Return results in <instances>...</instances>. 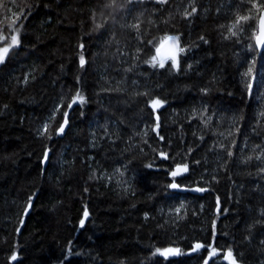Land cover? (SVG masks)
<instances>
[{"label": "trees", "instance_id": "trees-1", "mask_svg": "<svg viewBox=\"0 0 264 264\" xmlns=\"http://www.w3.org/2000/svg\"><path fill=\"white\" fill-rule=\"evenodd\" d=\"M263 9L0 0V264H264Z\"/></svg>", "mask_w": 264, "mask_h": 264}, {"label": "snow or ice", "instance_id": "snow-or-ice-1", "mask_svg": "<svg viewBox=\"0 0 264 264\" xmlns=\"http://www.w3.org/2000/svg\"><path fill=\"white\" fill-rule=\"evenodd\" d=\"M164 2H166V0H164ZM253 7L255 8V7H257V5H256L255 3H253ZM246 19H248V17H239V18H238V21H239V20H246ZM262 23H264V20H262ZM136 27H138V25H136ZM233 35H235V33H233ZM169 39L178 40L179 38H178V37H174V38H173V37H169ZM258 42H260V43H264V41H258ZM11 43H12L13 45L17 43V39H16L15 36H12V37H11ZM8 50H9V46H5L4 48L0 49V61L3 60V55H2V54H6V53L8 52ZM157 51H159V49H157ZM153 60H155V57H153ZM80 63H81V65H83V63H84V58H83V56H81V58H80ZM153 66L155 67V64H153ZM159 66H160L161 68H163V67H164L163 62H161V63L159 64ZM76 98H78V99L80 100V102L83 103V98L80 97V94H79V93L76 94ZM75 102H76V100L73 99V100H72V103H75ZM160 105H161V101L158 100V99L153 100V101L151 102V106H152L154 109H155L156 107L160 106ZM69 106H71V105H69ZM65 115H66V114H65ZM64 122L66 123L67 121L65 120ZM63 131H64L63 126H60L59 129H58V132H59V133H62ZM161 139H162V137H161ZM162 155H164V154H162ZM181 170H183V171H187V165H186V164L183 165V166L178 165L177 168H176V170L173 171V172L171 173V175H172V176H176ZM170 187H172V188H177V187H179V185H177L176 183H172V184L170 185ZM204 190H206V189H202V188H197V189H195V191H204ZM30 206H31V205H30V203H29V204L26 206V208H27V207H30ZM25 214H26V213H25ZM87 215H88V213L85 212V213H84V216L87 217ZM80 223H81V227H82L83 224H84V221L81 220ZM202 247H204V245H202V244H196V245L194 246V249H193V250H195L196 248H202ZM213 251H215V250H213ZM157 252H159L161 255H167V254H169V253H173V252H177V253H178L179 250H178V249H171V248H169V249H165V250L161 251L160 249H157ZM231 255H232V253H231V251L229 250V252L227 253V256H228V257H231ZM12 259H15V256H13ZM205 264H207L206 261H205ZM232 264H235V260L232 261Z\"/></svg>", "mask_w": 264, "mask_h": 264}, {"label": "water", "instance_id": "water-1", "mask_svg": "<svg viewBox=\"0 0 264 264\" xmlns=\"http://www.w3.org/2000/svg\"><path fill=\"white\" fill-rule=\"evenodd\" d=\"M262 20H264V9L261 12L259 23H258V33L255 39V45L259 53L264 52V43H260L258 41H264V23H262ZM174 38V37H173ZM159 56L162 60H168V59H177L179 56V41L174 39H167L165 40L160 46H159ZM69 114L67 113V116L65 120L66 123L63 122L61 126H63L64 131L62 133L58 132V135L60 137H64L66 134L68 127H69ZM64 120V121H65ZM202 248H196V251L201 250Z\"/></svg>", "mask_w": 264, "mask_h": 264}, {"label": "rangeland", "instance_id": "rangeland-1", "mask_svg": "<svg viewBox=\"0 0 264 264\" xmlns=\"http://www.w3.org/2000/svg\"><path fill=\"white\" fill-rule=\"evenodd\" d=\"M155 1H159V2H162V1H164V0H155ZM86 218V217H85ZM17 258V255L15 256V259ZM15 259H13V260H15ZM230 264H232V261L234 260L232 257H228L227 259H226ZM235 264H237L236 262H235Z\"/></svg>", "mask_w": 264, "mask_h": 264}, {"label": "bare ground", "instance_id": "bare-ground-1", "mask_svg": "<svg viewBox=\"0 0 264 264\" xmlns=\"http://www.w3.org/2000/svg\"><path fill=\"white\" fill-rule=\"evenodd\" d=\"M70 112V111H69ZM71 113V112H70ZM66 116H67V114H66ZM66 116H65V118H66ZM69 116H70V114H69ZM68 120H69V118H68Z\"/></svg>", "mask_w": 264, "mask_h": 264}]
</instances>
